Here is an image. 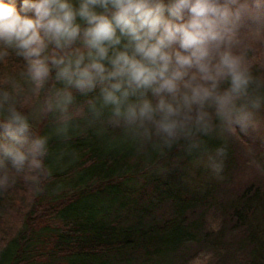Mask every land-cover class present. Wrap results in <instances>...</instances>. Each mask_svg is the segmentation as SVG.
I'll return each mask as SVG.
<instances>
[{"label": "trees", "instance_id": "obj_1", "mask_svg": "<svg viewBox=\"0 0 264 264\" xmlns=\"http://www.w3.org/2000/svg\"><path fill=\"white\" fill-rule=\"evenodd\" d=\"M242 32L264 39V9L245 18ZM8 53L0 62V93L10 94L0 110V142L13 105L28 120V139H46V154L39 179L27 170L17 174L8 162L0 170V179L5 172L9 177L0 188V264H181L205 246L214 264H264V176L221 194L220 201V184L211 183L217 176L207 167L209 156L223 159L219 179L225 184L236 160L235 140L264 173V141L252 135L249 123L242 129L209 109L207 133L192 126L169 145L154 130L149 138L142 129L113 123L110 108L94 116L88 100L98 90L74 92L67 116L49 112L51 82L34 92L26 62L14 50ZM246 58L253 80L237 105L247 104L255 116L264 111V61L249 53ZM35 109L38 117L31 119ZM219 148L225 157L216 156ZM186 179L205 188H179ZM211 210L217 212L213 226L207 222Z\"/></svg>", "mask_w": 264, "mask_h": 264}, {"label": "clouds", "instance_id": "obj_2", "mask_svg": "<svg viewBox=\"0 0 264 264\" xmlns=\"http://www.w3.org/2000/svg\"><path fill=\"white\" fill-rule=\"evenodd\" d=\"M261 9V0H0V62L12 49L26 62L34 92L51 82L49 112L67 116L74 92L98 90L88 100L94 116L110 108L113 123L149 138L154 130L170 145L192 126L207 133L209 109L247 126L252 113L237 102L248 97L253 78L233 48L245 18ZM9 99L0 93V110ZM6 111L0 170L8 162L17 174L39 179L46 139L30 141L27 118L13 105ZM207 167L222 178L223 159L209 156ZM8 178L5 172L0 188Z\"/></svg>", "mask_w": 264, "mask_h": 264}, {"label": "rangeland", "instance_id": "obj_3", "mask_svg": "<svg viewBox=\"0 0 264 264\" xmlns=\"http://www.w3.org/2000/svg\"><path fill=\"white\" fill-rule=\"evenodd\" d=\"M238 41V44L233 48V52L234 54L239 55L243 58L244 66L246 65V61L248 62L246 58V55L248 53L254 61L257 59L264 61V39L261 37V35L252 32H242L241 34H238ZM38 113V109H35L32 113H30L29 117L31 119H35V117H38ZM248 123L251 126L250 130L252 132V135L256 136L258 140L261 139L262 141H264V111L256 114L255 116L253 113L252 118ZM250 137L251 135L249 136V138ZM231 141L236 144V146L234 147V155L236 160L232 168V172L229 174L230 179H228L225 184H223V181H221V179L219 178H217L216 180L214 179V181L211 182L215 185L220 184L217 196V200L220 201L221 199H223L222 197L223 195H226V193H231L232 195V193L236 192L235 189H241L242 186H245L250 181L253 184V182L259 181V179L264 176V173H262L263 169L260 168V165L257 162L254 163L252 161L253 158H250L248 151H246V146L241 142L236 143L235 140ZM262 151L264 152V144ZM263 152L261 153V156L264 155ZM192 183L193 182L191 180H183L179 183V188H186L189 192L199 191V189L201 191V189L205 188L203 182L198 185H193ZM209 213L212 214L208 217L207 222H210V224L213 226L214 222H216L214 213L217 212L211 210L209 211ZM215 259L216 257L213 256L205 246L198 254H190L186 256V258L183 259L185 263L181 264H214Z\"/></svg>", "mask_w": 264, "mask_h": 264}]
</instances>
